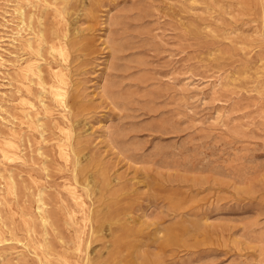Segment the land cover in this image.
<instances>
[{
    "label": "rangeland",
    "instance_id": "374dc122",
    "mask_svg": "<svg viewBox=\"0 0 264 264\" xmlns=\"http://www.w3.org/2000/svg\"><path fill=\"white\" fill-rule=\"evenodd\" d=\"M0 264H264V0H0Z\"/></svg>",
    "mask_w": 264,
    "mask_h": 264
},
{
    "label": "bare ground",
    "instance_id": "6f19581e",
    "mask_svg": "<svg viewBox=\"0 0 264 264\" xmlns=\"http://www.w3.org/2000/svg\"><path fill=\"white\" fill-rule=\"evenodd\" d=\"M65 96V95H64ZM68 224H69V222H68ZM91 237V236H90ZM90 239V238H89ZM67 243V242H66ZM89 244V243H88ZM66 245V244H65ZM86 250H87V248H86ZM87 252V251H86ZM86 263V262H85Z\"/></svg>",
    "mask_w": 264,
    "mask_h": 264
}]
</instances>
